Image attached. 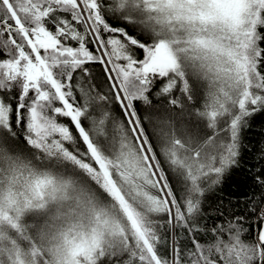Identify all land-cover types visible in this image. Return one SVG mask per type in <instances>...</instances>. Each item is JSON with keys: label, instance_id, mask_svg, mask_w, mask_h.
<instances>
[{"label": "snow or ice", "instance_id": "snow-or-ice-1", "mask_svg": "<svg viewBox=\"0 0 264 264\" xmlns=\"http://www.w3.org/2000/svg\"><path fill=\"white\" fill-rule=\"evenodd\" d=\"M258 112L264 0H0V264H264V206L198 239Z\"/></svg>", "mask_w": 264, "mask_h": 264}, {"label": "trees", "instance_id": "trees-1", "mask_svg": "<svg viewBox=\"0 0 264 264\" xmlns=\"http://www.w3.org/2000/svg\"><path fill=\"white\" fill-rule=\"evenodd\" d=\"M91 75L92 78L84 82L85 87L97 85L103 80L99 64L91 65ZM103 90L107 91L106 84ZM111 107L116 108L114 104ZM115 114L119 115L118 109ZM173 115L176 117L173 123L179 121L185 123V127H191L190 123H186L192 119L187 111L177 114L173 110ZM148 131H153L151 126ZM239 142L240 154L236 165L224 175L220 183L206 187L199 217L202 232L198 239L201 243H212L211 229L224 225L226 221H233L236 217L243 218L236 221L243 230L242 239L247 240L254 232L256 216L251 209L264 204V185L256 179L257 176L264 178V113L258 112L247 118L246 125L241 129ZM174 239L181 246L189 244L184 233H171L165 236L167 243L160 246V251L170 249Z\"/></svg>", "mask_w": 264, "mask_h": 264}, {"label": "built area", "instance_id": "built-area-1", "mask_svg": "<svg viewBox=\"0 0 264 264\" xmlns=\"http://www.w3.org/2000/svg\"><path fill=\"white\" fill-rule=\"evenodd\" d=\"M263 206H264V204H263Z\"/></svg>", "mask_w": 264, "mask_h": 264}]
</instances>
